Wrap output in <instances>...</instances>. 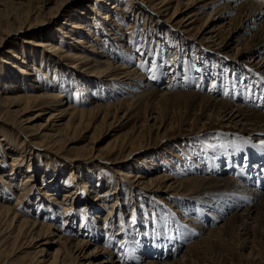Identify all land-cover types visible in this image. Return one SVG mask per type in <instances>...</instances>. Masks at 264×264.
Listing matches in <instances>:
<instances>
[{
  "label": "rangeland",
  "instance_id": "rangeland-1",
  "mask_svg": "<svg viewBox=\"0 0 264 264\" xmlns=\"http://www.w3.org/2000/svg\"><path fill=\"white\" fill-rule=\"evenodd\" d=\"M164 1L0 0V31L5 32L0 40L2 97L6 95L3 90L11 89L10 82L20 81L24 82L21 86L23 93L43 91L61 94L63 102L51 112L58 113L67 104L79 109H91L95 105L102 107L78 126V137L73 135L72 143L66 145L79 149L88 144V150L94 152L90 159L100 160L89 169V164H71L78 169L73 168L77 170L75 175L82 178L81 181L76 180L77 184L60 177L69 172L71 162L65 158L73 156L75 149L65 151L63 148L59 153L64 156L55 154V157L36 148V144L30 145L18 129H11L13 134L9 138L6 135L10 131L3 130L0 144L5 145L4 148L14 139L23 141L30 145L32 152L30 157L26 151L25 163L30 161L40 166L35 171V189H40L39 193L29 195L28 200L23 199L17 207L29 210L24 216L37 223L54 224L58 235L62 233L75 241L88 240L87 252L97 249L92 264L103 258L109 260L105 264H174L175 261V264L178 261L179 264H264V220L261 217L262 224L257 221L247 225V230L242 229L239 222H230L229 225L226 219L233 212L215 210L220 203L224 206L226 202L231 203L227 195L222 194L226 197L220 201L217 196L205 197L199 191L189 190L192 177H228L238 180L241 186L248 185L249 182L244 180L247 177L242 174H249L244 170L251 166L248 172L256 175L258 169H263L258 159L264 154V146L260 144L264 140V132L260 136L252 132L239 134V128L243 127L253 132H261V129L252 130L253 123L246 120L239 121L237 126L240 127L236 129L230 122L220 123L210 111H207L209 119L194 120L193 117L201 113L200 102L191 108L188 104L192 91L210 96L214 102L226 100L236 107L245 106L264 115V71L255 72L252 63V59L264 57V49L254 52L252 59L249 49L240 54L245 46L252 43L251 35L261 29L264 16L255 21V27L248 22L240 30L230 19L236 15L238 4L243 0L231 3V12L221 19L218 17L223 10L217 9L222 4L197 11V5L192 7L195 1L190 4L188 0H179L178 5L173 0L168 4H163ZM175 8L178 11L173 14ZM27 10H30V19L18 23L16 17H23ZM206 21L215 25V29L230 21L220 33L221 38L224 37L222 42L218 36L207 40L205 34H200ZM31 22L33 24L28 29L27 24ZM22 23L24 26H20ZM230 38L235 41L222 46L230 43ZM77 40L88 43H77ZM48 42L70 53L83 52L90 60L102 62L100 69L103 70L107 67L103 61L113 66H127L133 79H113L109 73H114V68L103 76L89 77V73L81 68L80 61L58 58L57 53L46 51L44 44ZM68 63L73 67H67ZM146 94L153 96L147 105L144 102L148 97L143 98ZM138 104L142 106L136 111L134 108ZM49 114L48 110L30 123L38 125ZM262 124L258 123L260 127ZM54 128L55 131L58 129L57 126ZM35 139L40 141V138ZM3 151L0 149V159H3L0 170H8L5 160L10 162V159ZM37 152H42L39 158ZM97 152L106 156L100 157ZM241 152H250L252 157L255 153L257 157L247 162V156H244L240 161L238 156ZM45 157H50V162L55 159L52 169H57V172L54 177L59 174L54 182L55 190H47L49 193L55 191L51 198L58 201L57 207L45 194L44 184L41 185L42 179L51 175L48 172L46 177L42 176ZM25 166L23 164V170ZM137 175L140 178H136ZM166 176L172 181L182 180L183 184L176 192L166 189L164 183L171 181L165 180ZM20 178L13 181L15 189L11 190L0 179L1 202L12 205L16 201ZM66 182L70 183L66 186L73 190L72 193L76 188L78 190L74 193L75 198L69 196L70 199L63 201ZM256 182L260 181L256 179ZM261 183L263 185L264 181ZM247 187L255 188L253 185ZM96 192L98 199L93 197ZM200 198L210 205L202 203L198 200ZM214 199L216 203H213ZM60 200L69 206L65 214ZM66 215L70 218L67 216L64 221ZM193 225L200 227L198 234H193ZM209 230L218 231L215 233L217 237L207 235ZM185 233L187 238L183 237ZM206 236L208 240H200ZM42 243L43 240L29 244L27 241L21 247L11 248L0 254V264L27 263L33 256L30 252L33 247L29 245L44 246ZM55 248L56 245H51L34 258L44 261L40 264H48L49 253ZM82 261L77 262L76 259L75 264Z\"/></svg>",
  "mask_w": 264,
  "mask_h": 264
},
{
  "label": "bare ground",
  "instance_id": "bare-ground-1",
  "mask_svg": "<svg viewBox=\"0 0 264 264\" xmlns=\"http://www.w3.org/2000/svg\"><path fill=\"white\" fill-rule=\"evenodd\" d=\"M173 1H175L176 5H178L179 0H173ZM194 1H195V3H193L192 7L197 5V7H195L197 11H201L202 9L205 10V7H207V6L210 7L212 5L222 4L219 7V9H217V11L223 10L220 13V16L218 17V19H221V18H224L223 15L231 12V10H229V5L231 3L237 1V0H188V3L192 4V2H194ZM169 2H170L169 0H166L163 2V4L164 3L168 4ZM105 4L107 5L108 3H105ZM236 4H238V3H236ZM224 9L227 10V12ZM177 11H178V9L175 8V10L173 11V14L177 13ZM24 14L25 15L23 17H20V15L16 17V19L19 20L18 23H21L25 20L30 19L29 18L31 16V15L29 16L30 10L25 11ZM177 16L175 18H177ZM262 16H264V0H258V1L243 0L242 2H240L238 4L236 15L233 18H231L230 21H233L232 23H234L235 28H237V29L239 28L241 30L242 28H244V25L247 24L248 22H251L253 27H255L256 26L255 21L258 18H261ZM230 21L228 23L221 24L219 27H217V29H215L216 26L214 25L215 26L214 27L211 24V22L208 23L206 21L207 23L205 24V28L202 29L200 34H205L207 37V40H211L213 36L214 37L218 36L217 38L220 39L221 38V35H220L221 31L224 30V28L226 26H228V24H230ZM32 24H33L32 22L27 24L29 26L28 29H30V26ZM22 25L24 26L23 23L20 26H22ZM211 25H212V27H211ZM19 27L17 28V31L21 28V27L20 28ZM209 28L211 30H208ZM212 28H214V30H212ZM3 33H5V32H3V30H2V32L0 31V40L2 39L1 34H3ZM251 37H252L251 38L252 43H250V45H248V46H245L244 50H242L240 52V54L248 52L250 50L249 53L251 54V59H252L253 55L255 54L254 52L257 53L259 50L264 49V21L262 23L261 29L259 31H256L254 34H252ZM223 38H221V42H222ZM234 41L235 40L230 38V43H225L226 45L223 44L222 46L226 47L227 45L232 44V42H234ZM76 42L81 43V42H86V41L85 40L84 41L77 40ZM0 43H1V41H0ZM87 43L88 42H86V45H87ZM44 48H46V51L48 50L49 52L51 51V52L57 53L59 55L58 58L72 59V62H73V60L74 61H76V60L80 61L81 68H83V71H86L89 73L88 74L89 77L95 78V77L100 76V75L103 76V74L107 73L109 70L114 68L113 69L114 73H109V75L113 79H117V80L118 79L119 80H121V79H130V80L133 79V78H130V77H132V71H130L127 68V66H120V65L113 66L110 62L103 61L104 63H106L105 65H107L106 69L103 70V69H100V64H103L102 62L100 63L96 59L90 60L88 55H84L83 52H79L78 54L77 53H70L68 50L62 49L61 47H59L58 45H56L53 42H48V43L44 44ZM246 49H249V50L247 51ZM69 63L67 64V67H73V65H70ZM252 63H253V67L255 69V72L257 71L260 73L261 72L260 70L264 71V57L261 59H258V60L256 58H254V59H252ZM0 67L2 68V66H0ZM122 69H127V70L121 71ZM117 71H121V72H117ZM94 75H96V76H94ZM19 82H14V81L10 82L9 85H10L11 89L3 90L4 92H6V95L4 97H2V95L0 94V138L3 136V130H5L7 132V131H10L11 129L16 128L19 130V132H22V134H23L22 138L26 137L25 140H27L30 145L36 144V148H41L43 151H48V153H50L53 156H55V154H56L58 157L64 156L61 153H59V150H61L63 148H65V151H68V149H70V150L75 149L74 152H76V153H74L73 156L65 158L71 162L70 165L74 164L75 166H79L78 163L81 162V164H89L90 166H87L88 169L93 168L95 166V164H97L98 161H100V160L95 159V161H94V159H90V157H91L90 155L94 152L92 150H88V149H90L87 147L88 144L80 147L81 149L80 148L76 149L73 147L68 148L66 145H69L72 143V140L74 138L73 135H77V137H78V134H77V132H79L78 126L81 125L85 120H87L89 115H91L94 112L100 111L102 109V107L100 105H95V107H93L91 109H79V108H76L74 105L72 106V105L67 104V106L64 105L62 109H59L58 113L51 112V110H53V109L56 110L55 107H57L58 104L63 102V100L61 98V94L46 93L43 91L36 92V93H33V92L23 93L24 91L22 92L21 86H23L24 82L23 83H19ZM129 82H127V83H129ZM77 83H76V85L78 87H80L79 86L80 84L78 83L79 84L78 85ZM0 89H2V88H0ZM16 89H17V92H15ZM13 90H15V91H13ZM154 93H155V91H154ZM189 94L191 95V99H189L190 97L188 98L189 99L188 104H189L190 108L195 106V104L197 105L200 102L199 106L201 109V113L198 116H194L193 117L194 120L199 119V118L203 119L205 117L207 119H209V117H207V111H210L211 113H213V115H215L214 117H217V119L220 121V123L223 121H226L228 123L230 122L233 125V127L236 126V129H238L240 127L237 125H239L240 124L239 121H242V120H246V121H249L250 123H253L252 124L253 125L252 130L257 129V128L261 129V132L260 131H254L253 132V131L249 130L248 128L243 127V128H239V130H240V132H238L239 134L252 132L254 134H257V136H260V134L264 132V115L262 113L257 112V111H252L251 109L249 110L245 106L244 107H241V106L236 107V105H234L232 102H229L226 100H217L216 102H214V99L212 97H210V96L207 97L204 95L193 93L192 91ZM149 96L150 95H147V94L143 95V98L148 97L147 98L148 100L146 99L144 102V104H146V105H147V102L153 98L152 95H151L152 97L151 96L149 97ZM142 104H140V105L138 104V106H136L134 109L137 111L142 106ZM13 107H16V109H14ZM103 108H104V106H103ZM48 110H49L50 114L46 117L45 121L40 122L38 125H35V124L32 125L30 123V122H33L34 120H36L37 118L41 117L42 114L46 113ZM30 112H34V113L31 114ZM26 113H30V114L25 115ZM65 117H68V118L63 123V120ZM27 123H30V124H27ZM258 123H260V124L263 123V124L260 127L258 125ZM6 126H8V127H6ZM55 126H57V128H58V129L56 128L57 129L56 131L54 128ZM80 131H81V129H80ZM73 133H76V134H73ZM12 134H13V132L10 131V134L6 135V137L9 138ZM35 138H40V141L38 142ZM22 142L23 141H17L14 139V141L11 142V144L9 146H7L6 148H4L5 145H3L4 146L3 147L0 144V149L3 148V150H4L3 152H4L5 156L10 159V162L5 160V164H8V170H0V179L3 181V184H7L8 188L11 190L15 186V183H13V181L15 179L17 180L19 176L22 177V178H20V189L17 193L16 201L14 203H12V205H8L7 203L5 204L3 201H2L3 203L0 201L1 202L0 203V254L1 253H7L8 250L11 248L13 249L14 247H16V248L21 247L23 244L27 243V241L29 244L32 241L35 242L37 240L38 241L43 240V243H42V244H44V246L42 245L43 247L42 246L36 247L34 245H29L30 247H33L32 251H30L33 254V256L27 263L24 262L23 264H40V262H44V261H40L39 258H34V255L39 254V253H44L47 249H49V246H51V245H56V248L49 253L50 262L48 264H55L57 261H58V264H75L76 259H77V262L83 260L81 264H85V261H87V264H92L93 263L92 261H94V254H95L97 249L95 248L94 250H90L87 252V248L89 246L88 240L82 239V240L75 241V240H72L70 238L68 239V237L63 236L62 233H60L58 235V233L56 232L57 229H56V231L54 229L55 228V226H53L54 224L52 225L51 223L50 224L46 223L47 224L46 225L45 223L44 224L40 223V222L37 223L36 220H31L27 216H24V215L28 214L29 210H25L23 208L20 209L17 207L18 203H20L23 199L28 200L29 195L33 194L34 192L37 195L39 193V190H40V189H38V190L35 189V184H37V183H35L37 181L35 178V171L37 172L38 168L40 166L35 165L30 161L25 163L26 151H28L27 153H29L30 157H32L31 156L32 152L30 151L31 150L30 145H28L26 143H22ZM263 146H261V147H263ZM49 148L50 149L52 148L51 150H53L55 152L54 153L51 152L49 150ZM41 153L37 152L36 156L39 158L41 156ZM113 154L114 153H112L111 155H113ZM96 155L102 157V155H105V154H101L100 152H97ZM48 158H50V157H48ZM48 158L47 157L44 158L45 168H44V170H42V172H43L42 176L46 177L47 176L46 174L48 172L51 175H48V177L45 178V180L42 179L41 185L44 184L43 188L45 189V194L49 197L50 201H53L54 198L53 197L51 198V196L55 195V193H54L55 191H53V193H49V192H47V190H48V188L50 190H55V188H54L55 183L54 182L57 180L59 174L57 173L58 175L56 177H54L56 175L55 173L57 172V169H52V167L54 166L53 164H55L54 163L55 159L53 158L54 160H52V162H50L48 160ZM11 159H12V161H11ZM101 160H103V159L101 158ZM2 161H3V159H0V163ZM23 164H24V166L26 164L24 170L22 169ZM49 166H51V167H49ZM261 167H262V165H261ZM73 168L77 169V167H74L73 165H71V167L69 168V172H67L66 175H62L60 177L69 178V182L72 180L71 182L76 183L77 182L76 180H78V179L81 181L82 178L77 177V175H75L76 171L78 169L75 171V170H73ZM87 168H86V170H87ZM0 169H1V166H0ZM262 173L264 174V172H262ZM17 174H18V176H17ZM71 175L72 176L74 175L73 176L74 178L73 177L71 178ZM242 175H244V174H242ZM36 176H37V173H36ZM66 176H68V177H66ZM136 178H140V175H137ZM163 178L164 177L161 176V179H163ZM158 179H159V177H158ZM165 180H171V179L166 176ZM248 181H249L248 185H251V183H250L251 179H249ZM69 182L68 183L66 182L65 186L70 184ZM148 182L153 183V180L148 179ZM190 182L191 183L189 186L191 188H189V190L195 191V192L199 191V193H203L205 197H211L212 198V197L217 196L218 197L217 200L219 199L220 201H224V197H226V196H223L222 194H225V195H227L228 198L231 199V203L226 202L225 206H224V204H221L220 202H219L220 204L217 205V207L215 206V210L220 211L221 213H228V211L233 212L232 215L226 219V222H229L228 223L229 225H230V222L232 224L235 222H239V226H242V229L245 230L248 227L247 225H251L252 223H257V221L260 224L263 223L262 220H261L262 223L260 222L259 217H261V219L264 220V218H263L264 217V193H263V191H260V187L259 186L256 187L254 185V183H253V186L255 188L252 189V188L247 187L248 186L247 184L241 186V184L239 185L238 180L231 179L228 177L227 178H225V177L224 178L192 177V178H190ZM182 184H183L182 180H176V181L171 180L169 183H164L166 189L173 191V192H176ZM260 184H262V183H260ZM60 185L63 186V184H61V183H60ZM83 185H85V183H83ZM263 186H264V184H263ZM37 188H39V186ZM64 188H67V186ZM13 189H15V188H13ZM58 189H57V191H59ZM79 189H81V188H79ZM77 190L78 189L76 188L75 191L72 193L73 190H71L69 188L65 189L64 190L65 194L63 197L64 199H62V200L65 201V199H67L69 196L72 198H75L74 193ZM217 191H219L220 194L217 195L216 194ZM97 195H98V193L96 192V194L93 197L98 199ZM42 196H40V197H42ZM70 197H69V199H70ZM198 200L201 201V198ZM217 200L214 199L213 203H216ZM63 201L60 200L59 202L62 203ZM57 202L58 201L52 202V203H54L55 207H57ZM201 202L206 203L205 205H207V206L210 205V202H207V200H202ZM62 205H63V209H64L62 211V213L65 214L68 212L69 206L66 203H62ZM243 206H245L244 209H242ZM49 207H51V206H49ZM27 209H29V208H27ZM241 209L243 212L240 213L239 210H241ZM212 212H214V211H212ZM256 214L258 217L256 216ZM67 216L68 215H66L64 217V219H65L64 221H66ZM213 219L216 220V217H214ZM249 220H251L252 222H248ZM259 223H258V225H259ZM63 224H65V222H63ZM192 229H193L192 230L193 234H198L199 230H201L200 227H198V225H195L194 227H192ZM228 229H226V230L228 231ZM222 231H223V229H222ZM216 232H218V231L209 230L207 235L209 234V236L214 235L217 237L218 234L215 235ZM202 233H203V231H202ZM219 236H221V235H219ZM183 237L187 238V234L185 233L183 235ZM182 239H184V238H182ZM206 239H207V236L203 237L200 240L204 241ZM197 243L198 242L192 244V246H194ZM29 246H27V247H29ZM98 250H99V248H98ZM8 255H9V253H8ZM105 263H109V260H106L105 258H103L99 262H97V264H105ZM173 263L175 264L177 262L175 261ZM147 264H156V263L148 262ZM178 264H179V261H178Z\"/></svg>",
  "mask_w": 264,
  "mask_h": 264
},
{
  "label": "snow or ice",
  "instance_id": "snow-or-ice-1",
  "mask_svg": "<svg viewBox=\"0 0 264 264\" xmlns=\"http://www.w3.org/2000/svg\"><path fill=\"white\" fill-rule=\"evenodd\" d=\"M153 79H155V77H153ZM260 144H261V145H264V140H261V141H260Z\"/></svg>",
  "mask_w": 264,
  "mask_h": 264
}]
</instances>
